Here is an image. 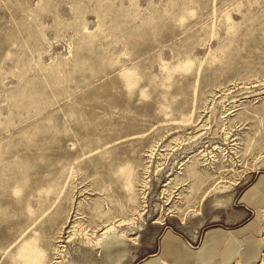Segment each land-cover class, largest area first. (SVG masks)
Segmentation results:
<instances>
[{"label": "rangeland", "instance_id": "rangeland-1", "mask_svg": "<svg viewBox=\"0 0 264 264\" xmlns=\"http://www.w3.org/2000/svg\"><path fill=\"white\" fill-rule=\"evenodd\" d=\"M0 264H264V0H0Z\"/></svg>", "mask_w": 264, "mask_h": 264}]
</instances>
